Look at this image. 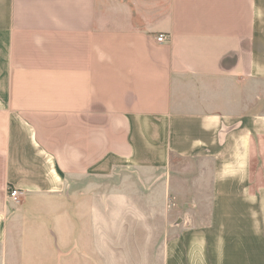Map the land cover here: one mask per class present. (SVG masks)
<instances>
[{"label":"crops","instance_id":"1","mask_svg":"<svg viewBox=\"0 0 264 264\" xmlns=\"http://www.w3.org/2000/svg\"><path fill=\"white\" fill-rule=\"evenodd\" d=\"M0 264H264V0H0Z\"/></svg>","mask_w":264,"mask_h":264},{"label":"built area","instance_id":"2","mask_svg":"<svg viewBox=\"0 0 264 264\" xmlns=\"http://www.w3.org/2000/svg\"><path fill=\"white\" fill-rule=\"evenodd\" d=\"M165 40H166V37L162 35L156 38V42L158 43H161ZM7 197L14 205H19L21 198L23 197V192L20 190L12 189V190H9Z\"/></svg>","mask_w":264,"mask_h":264},{"label":"rangeland","instance_id":"3","mask_svg":"<svg viewBox=\"0 0 264 264\" xmlns=\"http://www.w3.org/2000/svg\"><path fill=\"white\" fill-rule=\"evenodd\" d=\"M258 147H259V150L261 149L262 150V146H261V143H260V145H258ZM260 150V151H261ZM262 157H263V155H261ZM173 204V205H172ZM174 207V203H173V198L172 197H168V199H167V208L170 210V209H172ZM176 225H178V223H176Z\"/></svg>","mask_w":264,"mask_h":264}]
</instances>
